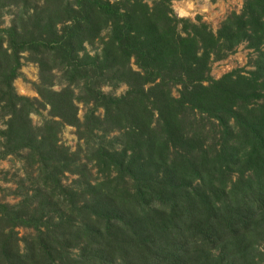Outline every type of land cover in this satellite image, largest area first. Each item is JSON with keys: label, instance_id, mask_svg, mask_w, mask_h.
Wrapping results in <instances>:
<instances>
[{"label": "trees", "instance_id": "1", "mask_svg": "<svg viewBox=\"0 0 264 264\" xmlns=\"http://www.w3.org/2000/svg\"><path fill=\"white\" fill-rule=\"evenodd\" d=\"M173 1L0 0L15 9L0 29V161L26 150L39 177L33 197L0 204V264H264V0H242L216 33ZM244 43L254 70L212 79V57ZM25 53L42 104L13 87ZM108 81L127 91L104 94ZM36 104L51 117L40 128ZM63 126L86 163L59 145ZM66 173L80 185L63 187Z\"/></svg>", "mask_w": 264, "mask_h": 264}, {"label": "rangeland", "instance_id": "2", "mask_svg": "<svg viewBox=\"0 0 264 264\" xmlns=\"http://www.w3.org/2000/svg\"><path fill=\"white\" fill-rule=\"evenodd\" d=\"M242 0H179L173 1L172 10L176 17L180 19H186L193 23L201 21L206 24L214 33L220 27V24L231 13H239L242 9ZM15 9L4 8L0 10V29L8 28L11 25L13 14ZM87 53L90 56H95L100 53L101 47L95 45L94 47L85 46ZM256 59V53L247 47L244 43L237 47L232 54H228L224 59L216 60V57H212L210 63V77L218 80L222 76L236 70H241L244 74H247L254 70V61ZM22 68L20 71V78L14 81L13 87L17 95L28 98L30 100H37L42 104L41 98L36 92V86L40 85L39 70L37 64L25 53L22 55ZM131 68L136 70V67L131 62ZM109 82V81H108ZM106 82L101 85L100 90L106 95H112L114 97L121 96L127 91L126 85H119L116 87L114 83ZM51 90L59 92L65 88L66 83L63 80L62 72L55 69L51 73ZM74 89V95L76 97L81 96L80 88L72 87ZM172 94L177 96L176 89H173ZM78 108L77 116L82 121L89 107L82 102H75ZM91 106V105H89ZM38 111L31 114L30 118L32 125L36 128L42 127V125L51 119L49 115V108H40L38 104L35 105ZM91 108V107H90ZM96 115L102 117L103 112L99 110ZM6 118L0 114V130L4 128V122ZM59 121V120H56ZM117 136L114 134L112 137ZM59 145L67 147L70 153L79 155V163H86L84 151L85 146L82 140L79 139L77 130L74 127L63 126L60 128ZM3 151V143L0 139V153ZM26 150L22 151L19 156H8L4 160L0 161V204L16 206L21 203L25 196L33 197V191L36 190L39 182L38 171L36 167L32 168L25 160ZM87 169L91 174L90 179L95 180L97 177L95 170L91 164H87ZM79 176L66 173L61 177V183L63 187L71 189L78 187L80 182H76ZM20 237H27L33 235L31 230L18 229ZM23 247V244H21ZM264 251V245L262 247ZM77 251H75L76 253Z\"/></svg>", "mask_w": 264, "mask_h": 264}]
</instances>
